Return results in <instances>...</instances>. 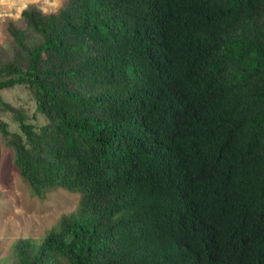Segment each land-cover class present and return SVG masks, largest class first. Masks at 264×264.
Here are the masks:
<instances>
[{
	"label": "trees",
	"instance_id": "trees-1",
	"mask_svg": "<svg viewBox=\"0 0 264 264\" xmlns=\"http://www.w3.org/2000/svg\"><path fill=\"white\" fill-rule=\"evenodd\" d=\"M0 44L11 165L78 192L11 264H264V0H65Z\"/></svg>",
	"mask_w": 264,
	"mask_h": 264
},
{
	"label": "rangeland",
	"instance_id": "rangeland-1",
	"mask_svg": "<svg viewBox=\"0 0 264 264\" xmlns=\"http://www.w3.org/2000/svg\"><path fill=\"white\" fill-rule=\"evenodd\" d=\"M45 0H0V44L9 40L5 25L8 19L21 24L20 13L25 7L42 11L55 10ZM1 97L13 107L28 115L30 121L41 122L43 116L36 112L34 100L25 85L15 84L0 89ZM0 118L7 122L9 130H17V124L8 109L0 107ZM78 192L56 188L42 196L28 190L26 184L11 165V152L0 136V264L15 261L14 245L18 239L30 237L38 240L45 230L54 224L61 213L71 211L78 200Z\"/></svg>",
	"mask_w": 264,
	"mask_h": 264
},
{
	"label": "clouds",
	"instance_id": "clouds-1",
	"mask_svg": "<svg viewBox=\"0 0 264 264\" xmlns=\"http://www.w3.org/2000/svg\"><path fill=\"white\" fill-rule=\"evenodd\" d=\"M45 3H50L53 7H56L59 4V0H45Z\"/></svg>",
	"mask_w": 264,
	"mask_h": 264
}]
</instances>
